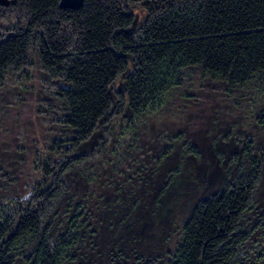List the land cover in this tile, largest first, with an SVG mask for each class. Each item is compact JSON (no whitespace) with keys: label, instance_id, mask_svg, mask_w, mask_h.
<instances>
[{"label":"trees","instance_id":"1","mask_svg":"<svg viewBox=\"0 0 264 264\" xmlns=\"http://www.w3.org/2000/svg\"><path fill=\"white\" fill-rule=\"evenodd\" d=\"M9 1L0 78L39 68L58 126L33 181L0 168V264H264V111L262 143L142 138L177 90L264 94V0Z\"/></svg>","mask_w":264,"mask_h":264},{"label":"rangeland","instance_id":"2","mask_svg":"<svg viewBox=\"0 0 264 264\" xmlns=\"http://www.w3.org/2000/svg\"><path fill=\"white\" fill-rule=\"evenodd\" d=\"M7 1L9 5L10 1ZM8 5L1 6L6 7ZM5 16L8 14L5 13L0 18L3 20ZM34 67L28 68L27 72L7 73L4 79L0 78V168L8 167L12 162L19 166L16 153L22 151L19 154L25 157V161L20 162V168L24 167L23 171L30 168L22 180L29 178L30 181H33L36 173H40L39 167L31 165V161L33 158L35 160L43 152V149L47 150L45 148L50 144L52 129L58 126V123L54 125V122L49 119V115H46L44 109L47 104L44 103L52 98L50 95L53 93V88H48L41 82L40 78L43 75L39 68L36 71ZM2 83L3 85H1ZM199 83L196 80L195 87L192 86L194 93L198 92ZM212 87L204 90L208 95L206 102H198L199 106L192 108L186 104L188 98L185 101L181 100L182 90H177L174 96L163 104L161 110L150 114V117L145 119L150 124V131L142 133L143 141L150 143L153 137L156 139L160 134L161 139L165 140L166 132L171 134L178 129L189 132L195 139L202 136L207 138L210 135L209 128H213V123L216 121L218 127L230 131L233 126V131L236 133L247 135L252 142L262 143L259 135V131H262L261 123L252 110L253 107H257L259 111H264V94L262 91L246 88L244 91L240 90L238 93H234L232 97L224 98L220 93H210L216 91ZM235 101L238 102V105L236 108H232L231 105L234 106ZM50 115L53 118L56 116L55 112H51ZM207 119L209 122L206 126ZM212 131L217 135L222 133L223 129ZM15 136L17 139L13 141ZM154 143L159 142L156 139ZM176 144L177 147L175 148L180 151L179 145H182ZM222 168L214 167V169H219L221 177L225 179ZM35 169L36 172H34ZM209 169H213V167Z\"/></svg>","mask_w":264,"mask_h":264},{"label":"water","instance_id":"3","mask_svg":"<svg viewBox=\"0 0 264 264\" xmlns=\"http://www.w3.org/2000/svg\"><path fill=\"white\" fill-rule=\"evenodd\" d=\"M83 0H60L59 6L66 9H78L82 6ZM0 5H8L7 0H0Z\"/></svg>","mask_w":264,"mask_h":264}]
</instances>
